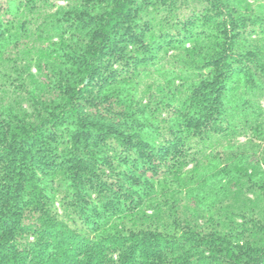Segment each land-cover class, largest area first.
<instances>
[{
    "label": "trees",
    "instance_id": "trees-1",
    "mask_svg": "<svg viewBox=\"0 0 264 264\" xmlns=\"http://www.w3.org/2000/svg\"><path fill=\"white\" fill-rule=\"evenodd\" d=\"M0 264H264V0H0Z\"/></svg>",
    "mask_w": 264,
    "mask_h": 264
}]
</instances>
